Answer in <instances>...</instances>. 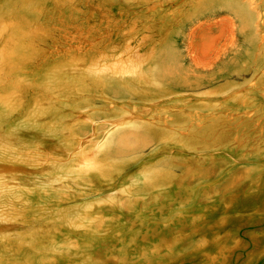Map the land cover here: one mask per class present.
Returning a JSON list of instances; mask_svg holds the SVG:
<instances>
[{
	"label": "rangeland",
	"instance_id": "1",
	"mask_svg": "<svg viewBox=\"0 0 264 264\" xmlns=\"http://www.w3.org/2000/svg\"><path fill=\"white\" fill-rule=\"evenodd\" d=\"M241 1L0 0V264H264Z\"/></svg>",
	"mask_w": 264,
	"mask_h": 264
},
{
	"label": "bare ground",
	"instance_id": "2",
	"mask_svg": "<svg viewBox=\"0 0 264 264\" xmlns=\"http://www.w3.org/2000/svg\"><path fill=\"white\" fill-rule=\"evenodd\" d=\"M241 2H244L249 8H251V6L253 5L252 7H255L253 9H256V8H260L261 4L264 3V0H242ZM263 16H264L263 12L259 11V13H258V19H259L258 25H261V22L263 20Z\"/></svg>",
	"mask_w": 264,
	"mask_h": 264
}]
</instances>
